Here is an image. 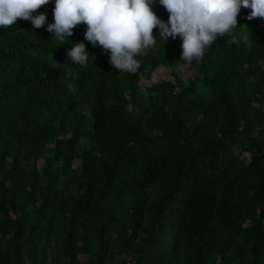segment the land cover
Masks as SVG:
<instances>
[{"label": "trees", "instance_id": "16d2710c", "mask_svg": "<svg viewBox=\"0 0 264 264\" xmlns=\"http://www.w3.org/2000/svg\"><path fill=\"white\" fill-rule=\"evenodd\" d=\"M54 6L0 28V264H264V18L190 64L154 28L125 73Z\"/></svg>", "mask_w": 264, "mask_h": 264}, {"label": "clouds", "instance_id": "9594fccd", "mask_svg": "<svg viewBox=\"0 0 264 264\" xmlns=\"http://www.w3.org/2000/svg\"><path fill=\"white\" fill-rule=\"evenodd\" d=\"M49 0H0V28L29 20L34 28L42 27L46 14L33 15ZM153 0H55L54 22L47 31L60 44L72 36V29L87 25L84 38L93 46L99 44L109 53V62L119 72L135 73L140 63L135 58L156 45V36L165 43L168 37L182 40L180 61L199 62L206 48L237 26L240 9L248 8V20L264 18V0H158L168 12V21L160 20L151 4ZM159 32L153 36V29ZM247 40V38H245ZM231 42H236L235 38ZM164 43V44H165ZM71 63L85 65L89 54L83 43L67 52Z\"/></svg>", "mask_w": 264, "mask_h": 264}, {"label": "rangeland", "instance_id": "374dc122", "mask_svg": "<svg viewBox=\"0 0 264 264\" xmlns=\"http://www.w3.org/2000/svg\"><path fill=\"white\" fill-rule=\"evenodd\" d=\"M55 1V0H49V3ZM178 75V74H176ZM164 77H170L171 76V72H170V68H167L166 66H160L158 67L155 71L152 72V76H151V80L152 81H157L160 78ZM181 78L185 79L186 75H180ZM76 165V163H75Z\"/></svg>", "mask_w": 264, "mask_h": 264}, {"label": "built area", "instance_id": "2783aa9c", "mask_svg": "<svg viewBox=\"0 0 264 264\" xmlns=\"http://www.w3.org/2000/svg\"><path fill=\"white\" fill-rule=\"evenodd\" d=\"M129 264H132V263H129Z\"/></svg>", "mask_w": 264, "mask_h": 264}]
</instances>
